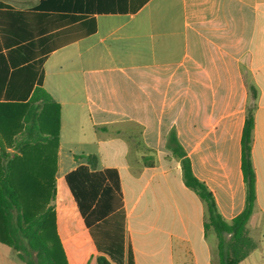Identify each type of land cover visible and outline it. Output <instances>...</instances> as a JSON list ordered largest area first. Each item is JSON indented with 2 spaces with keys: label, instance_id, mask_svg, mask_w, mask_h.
I'll use <instances>...</instances> for the list:
<instances>
[{
  "label": "crops",
  "instance_id": "obj_1",
  "mask_svg": "<svg viewBox=\"0 0 264 264\" xmlns=\"http://www.w3.org/2000/svg\"><path fill=\"white\" fill-rule=\"evenodd\" d=\"M87 2L102 12L0 0V106L27 102L42 73L61 107L56 181L85 162L77 157H96L98 170L119 174L135 264H220L216 234L204 227L207 204L185 185L168 138L176 133L231 221L245 207L241 137L251 105L256 201L247 229L257 248L239 264H264V0ZM81 16L94 21L85 37ZM62 40L71 41L49 53ZM3 120L0 171L22 131L13 111ZM32 149L42 148H24Z\"/></svg>",
  "mask_w": 264,
  "mask_h": 264
},
{
  "label": "trees",
  "instance_id": "obj_2",
  "mask_svg": "<svg viewBox=\"0 0 264 264\" xmlns=\"http://www.w3.org/2000/svg\"><path fill=\"white\" fill-rule=\"evenodd\" d=\"M58 2H67L69 7L73 4L79 6L75 10L83 13L102 12L101 9L88 8L87 0L83 3L41 0L40 8L54 11ZM79 19L82 21L78 37H85L93 31L91 24L94 21H86L82 16ZM69 20L71 18H66L63 23L66 25ZM70 41H57L49 53ZM18 43L19 51L26 50L28 45L21 44V40ZM26 59L24 56L22 61ZM44 60L45 57L41 56L37 63L39 70ZM31 66L34 68L36 65ZM251 97H256L254 88H251ZM60 109V104L44 88L42 73L27 102L0 106V115L13 111L16 118L21 119L17 126L22 128L15 139L17 152L3 154L6 162L0 171V243L12 248L23 264H69L57 231L55 207L51 204L56 198ZM0 123L6 127V120ZM254 127V110L249 105L241 137L245 207L231 221L225 220L219 213L213 193L195 176L191 160L176 133L171 132L168 138V147L181 161L185 185L207 204L208 219L204 227L216 234L220 264H239L257 248V242L250 237L247 229L256 201V175L252 161ZM31 145L41 146L42 149H32L26 154L24 148ZM29 156L39 159L28 161ZM80 159L85 162L69 172L64 180L99 253L97 264H135L133 251L126 239V216L117 170H98L94 156L77 157V160Z\"/></svg>",
  "mask_w": 264,
  "mask_h": 264
},
{
  "label": "rangeland",
  "instance_id": "obj_3",
  "mask_svg": "<svg viewBox=\"0 0 264 264\" xmlns=\"http://www.w3.org/2000/svg\"><path fill=\"white\" fill-rule=\"evenodd\" d=\"M20 122L21 119L18 118L15 121V124L17 123L20 125ZM17 124L15 125L16 131H18L20 128L17 126ZM0 126L2 127L1 123ZM55 185L56 198L51 204L53 205L54 203L58 210V212H56L57 231L61 239L68 263L97 264L98 253L85 227V231H83V222L77 210V203L72 196L65 180L62 179L56 181L55 179ZM0 264L23 263L19 261L17 254L13 249L0 244Z\"/></svg>",
  "mask_w": 264,
  "mask_h": 264
}]
</instances>
